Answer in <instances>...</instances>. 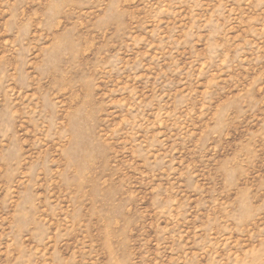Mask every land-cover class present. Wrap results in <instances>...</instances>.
<instances>
[{
	"label": "rangeland",
	"instance_id": "374dc122",
	"mask_svg": "<svg viewBox=\"0 0 264 264\" xmlns=\"http://www.w3.org/2000/svg\"><path fill=\"white\" fill-rule=\"evenodd\" d=\"M0 264H264V0H0Z\"/></svg>",
	"mask_w": 264,
	"mask_h": 264
}]
</instances>
